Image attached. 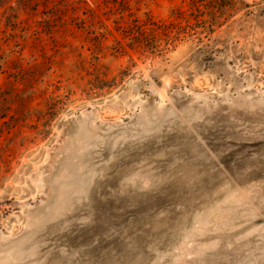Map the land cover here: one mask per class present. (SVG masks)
<instances>
[{"label":"rangeland","instance_id":"obj_1","mask_svg":"<svg viewBox=\"0 0 264 264\" xmlns=\"http://www.w3.org/2000/svg\"><path fill=\"white\" fill-rule=\"evenodd\" d=\"M0 264H264V0H0Z\"/></svg>","mask_w":264,"mask_h":264}]
</instances>
